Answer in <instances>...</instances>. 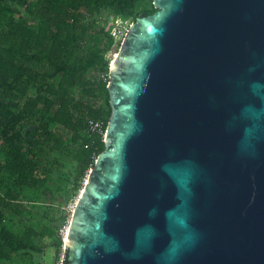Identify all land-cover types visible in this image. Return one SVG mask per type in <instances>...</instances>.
I'll return each mask as SVG.
<instances>
[{
  "label": "water",
  "instance_id": "water-1",
  "mask_svg": "<svg viewBox=\"0 0 264 264\" xmlns=\"http://www.w3.org/2000/svg\"><path fill=\"white\" fill-rule=\"evenodd\" d=\"M110 69L70 264H264V0H154Z\"/></svg>",
  "mask_w": 264,
  "mask_h": 264
},
{
  "label": "trees",
  "instance_id": "trees-1",
  "mask_svg": "<svg viewBox=\"0 0 264 264\" xmlns=\"http://www.w3.org/2000/svg\"><path fill=\"white\" fill-rule=\"evenodd\" d=\"M156 11L154 0H0V264H43L49 247L60 256V227L35 218L18 230L6 216L31 213L25 201L41 200L63 154L77 161L79 192L106 146L89 122L106 131L112 114L101 77L116 42L107 16L135 22Z\"/></svg>",
  "mask_w": 264,
  "mask_h": 264
},
{
  "label": "rangeland",
  "instance_id": "rangeland-1",
  "mask_svg": "<svg viewBox=\"0 0 264 264\" xmlns=\"http://www.w3.org/2000/svg\"><path fill=\"white\" fill-rule=\"evenodd\" d=\"M107 20V28L109 26L112 27V32L115 33L114 36L116 39L113 49L106 55V59L109 60L111 69V67H113L114 60H117L118 53H120L121 51L122 43L125 40V37L130 28L134 24V21L121 20L119 18H115L113 15L107 16ZM99 74H101V71L95 72V76H99ZM109 80L110 76L108 81ZM75 96L77 95L75 94ZM57 131L60 134L64 135L69 142L71 141L68 131L62 128H58ZM26 138L28 139L31 137L30 135H26ZM60 157L65 162L64 168L60 172L54 173L51 186L45 191L41 200L36 202L25 201V205L31 210V213H27L22 218L7 215V222H11L12 220H14V222L12 221L13 224H16L17 227H23L24 224H29L30 221H36L35 218H39L42 222H47L50 225L55 226L56 229L62 225L63 221L68 215V209L75 204L76 199L81 194L82 189L85 186V180H82L81 188L77 194L71 192L76 179L75 175L77 172V161L67 158L65 154L60 155ZM20 227L18 228V230L20 229ZM59 258L60 256L56 259L55 248L49 247L45 251V254L41 257V260L43 261V264H57Z\"/></svg>",
  "mask_w": 264,
  "mask_h": 264
},
{
  "label": "built area",
  "instance_id": "built-area-1",
  "mask_svg": "<svg viewBox=\"0 0 264 264\" xmlns=\"http://www.w3.org/2000/svg\"><path fill=\"white\" fill-rule=\"evenodd\" d=\"M119 19H121V18H119ZM111 33H112L113 36L115 35V33L112 32V29H111ZM109 76H110V73H108V74L103 73L101 75V77L103 79H105V80L109 79ZM89 129L92 132H96V133H99V134H103V138H104V135H105V132L106 131L104 129V123H103V121H101V120H90V122H89ZM96 159H95V162H96ZM92 167L89 169L88 173L84 177V180H85L84 181V185L87 182V179H88V176L90 174V170L92 169ZM78 198L76 199L75 204L71 208L68 209V215H67L66 219L63 221L62 225L59 228V236L63 240V247H62V251L60 253V258L57 261V264H64L65 261H66V257H67L66 256V243H67V240H68L69 235H70L71 222H72L73 214L75 212V209H76V206H77V203H78Z\"/></svg>",
  "mask_w": 264,
  "mask_h": 264
},
{
  "label": "bare ground",
  "instance_id": "bare-ground-1",
  "mask_svg": "<svg viewBox=\"0 0 264 264\" xmlns=\"http://www.w3.org/2000/svg\"><path fill=\"white\" fill-rule=\"evenodd\" d=\"M68 241V240H67Z\"/></svg>",
  "mask_w": 264,
  "mask_h": 264
}]
</instances>
